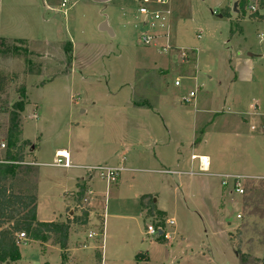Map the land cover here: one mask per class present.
<instances>
[{
  "label": "rangeland",
  "instance_id": "obj_1",
  "mask_svg": "<svg viewBox=\"0 0 264 264\" xmlns=\"http://www.w3.org/2000/svg\"><path fill=\"white\" fill-rule=\"evenodd\" d=\"M64 1L0 0V44L6 38L12 48L0 54V106L10 109L25 90L18 143L36 149L13 184L36 194L38 218L79 216L81 181L93 213L71 226L66 259L59 245L48 242L43 251L32 240L19 244L14 264H262L264 4L170 0L156 5L172 13L160 27L143 22L135 0ZM106 19L114 36L99 29ZM146 33L154 37L148 45ZM190 92L196 96L185 102ZM9 118L0 110L6 142ZM143 138L167 141L158 148L167 152L166 167L198 172L195 154L209 158V173L250 177L244 194L231 179L224 185L218 176L151 171L161 166ZM62 148L80 167L46 165ZM85 166L124 170L108 183ZM250 184L259 195L246 193ZM144 194L163 214L147 213ZM165 223L170 239L147 233ZM237 240L250 256L245 263Z\"/></svg>",
  "mask_w": 264,
  "mask_h": 264
},
{
  "label": "trees",
  "instance_id": "obj_2",
  "mask_svg": "<svg viewBox=\"0 0 264 264\" xmlns=\"http://www.w3.org/2000/svg\"><path fill=\"white\" fill-rule=\"evenodd\" d=\"M243 2V7L245 6ZM264 4V0H260ZM224 15L229 16L228 9L223 10ZM256 13H253L252 16ZM8 39L4 38L0 44V54L8 52L11 47L6 44ZM16 44L22 43V40H15ZM12 47H15L14 44ZM15 49L19 50L18 47ZM188 58V57H187ZM193 60V56L191 57ZM4 77L0 76V93L3 91ZM21 96L23 100L12 105L9 109L3 105L0 106L1 111L9 112V127L7 132V148L4 152V157L9 161L23 162L25 161L24 144H19L18 134L20 130V113L25 107V90L22 89ZM23 164L15 163H0V264H5L6 261L11 263L16 262L21 258L20 247L18 242V234L24 232L27 241H37L41 244L43 251L45 244L51 242L54 245H59L63 251V258H67L69 230L73 224L84 225L89 222L90 208L83 202L85 197V186L79 191L76 198V203L80 208V215H73L66 221H40L38 220V204L35 193H26L15 190L13 179L19 175V168ZM26 168L29 167L27 165ZM254 184V183H253ZM253 184L247 185V189ZM257 187L246 190V193H255ZM141 205L147 210L149 215H156L157 207L151 194L142 195L140 200ZM158 213H161L158 212ZM163 214V213H161ZM159 239L163 240L164 235H159ZM242 242L237 240L235 247L236 252L240 255L242 263L247 262L250 256L242 252ZM264 264V258L261 259ZM62 264H65L63 262Z\"/></svg>",
  "mask_w": 264,
  "mask_h": 264
},
{
  "label": "built area",
  "instance_id": "obj_3",
  "mask_svg": "<svg viewBox=\"0 0 264 264\" xmlns=\"http://www.w3.org/2000/svg\"><path fill=\"white\" fill-rule=\"evenodd\" d=\"M170 0H135L137 3V8L139 14L144 16L143 22L147 24L149 20H152V25L155 23H160V27L164 26L168 20V18L171 16V11L169 9L167 10H161L156 7V5H161L168 3ZM66 0L63 2V5H65ZM251 11H256L257 8L254 4H251L249 6ZM154 37L151 34H144L141 37V40L143 41L144 44L148 45L151 44L152 40ZM176 85H179V81H175ZM196 96L195 92H190L187 97H184L185 102H192V98ZM7 148V142L4 139H0V163H15V164H23L27 165L25 161L23 162H15V161H9L7 160L4 156V152ZM205 156H197V155H192V159H199V171H181V170H166L163 171L167 174L171 175H183V174H198V175H203V174H208L212 176H218L221 178V181L224 185L228 184L229 179L233 181V186L235 188V191L240 194H244L245 192V180L249 179L250 177H245L241 175H230V174H214V173H209V168H210V162L206 164L204 161ZM31 164H35L34 162ZM49 166H56V167H63V168H72L76 167V165L71 163L70 156L68 153H62L60 150L56 152V160L53 164H46ZM80 167V166H77ZM83 167V166H81ZM87 167V166H85ZM89 169H95L101 171V176L106 179L108 183H116L118 181L119 174L124 168L121 167H107V166H95V167H87ZM83 202L87 203L88 198L85 195L83 198ZM240 216V215H239ZM168 225L172 226L175 225V220L174 218L168 220ZM147 233L148 234H157V235H164L165 238L170 239L171 233L166 231V223L164 225H153L150 224L147 226ZM27 237L24 232H21L18 234V242L20 243H26Z\"/></svg>",
  "mask_w": 264,
  "mask_h": 264
},
{
  "label": "crops",
  "instance_id": "obj_4",
  "mask_svg": "<svg viewBox=\"0 0 264 264\" xmlns=\"http://www.w3.org/2000/svg\"><path fill=\"white\" fill-rule=\"evenodd\" d=\"M134 104L136 105V106H141V105H139V104H136V102L134 101ZM140 143H146V144H153L154 146H155V152L153 153L154 154V160H156L157 162H159V166H161L160 167V169H156V170H151L150 168V170L151 171H153V172H156V173H160V174H167V173H165V172H163V171H166V170H177V169H174V168H171V167H166L163 163H162V159L163 158H165L166 157V151H165V149H163V150H159L158 151V148L160 147L159 145H164V144H168L167 143V141H165V140H158V141H155V140H152L151 142L149 141V138H143V139H141L140 140ZM157 148V149H156ZM161 148V147H160ZM58 150H64V151H66L68 154H69V156H70V160H72V155L70 154V152H68L66 149H64V148H62V149H57L56 150V152L58 151ZM195 155V154H194ZM150 158H152L151 156H149V160H150ZM192 158V157H191ZM204 158H207L208 159V162H209V158L208 157H204ZM146 164H150L149 162H147ZM153 165H156V163L155 164H153ZM77 166H79V165H76V167H72V168H77ZM124 168V167H123ZM210 169V168H209ZM168 175H171V174H168ZM203 175H207V176H210V175H208V174H203ZM81 186H85V182L84 181H81ZM88 192H89V190H87ZM144 195H146V194H144ZM88 196H90V195H88ZM154 202H155V200H154ZM156 207H157V205H156ZM90 209H91V207H90ZM157 210H159L158 208H157ZM160 211V210H159ZM93 212H92V210L90 211V214H89V216H91V214H92ZM72 214V213H71ZM37 216H38V214H37ZM38 220H40L39 218H38ZM41 221V220H40ZM50 221H54V220H50ZM32 241V240H31ZM31 241H28V242H31ZM47 244H45V246H46ZM14 264V263H13Z\"/></svg>",
  "mask_w": 264,
  "mask_h": 264
},
{
  "label": "water",
  "instance_id": "obj_5",
  "mask_svg": "<svg viewBox=\"0 0 264 264\" xmlns=\"http://www.w3.org/2000/svg\"><path fill=\"white\" fill-rule=\"evenodd\" d=\"M93 1H96V2H107V1H110V0H93ZM234 11H238L236 9V3L234 4ZM220 17H222V15L220 14L219 15ZM99 29L100 31H104V32H107L109 33L110 35L114 36V33L111 29V27L109 26L108 24V20H104L101 25L99 26ZM248 55L249 56H253V57H256V56H260L259 54H256V53H253V52H248ZM36 149V145H35V142H32L30 145L27 146V148L25 149V154L27 153H30V152H34ZM5 264H12L10 261H6Z\"/></svg>",
  "mask_w": 264,
  "mask_h": 264
},
{
  "label": "bare ground",
  "instance_id": "obj_6",
  "mask_svg": "<svg viewBox=\"0 0 264 264\" xmlns=\"http://www.w3.org/2000/svg\"><path fill=\"white\" fill-rule=\"evenodd\" d=\"M62 153H67L66 151H64V150H60ZM204 161L206 162V164H208V159L207 158H205L204 159Z\"/></svg>",
  "mask_w": 264,
  "mask_h": 264
}]
</instances>
